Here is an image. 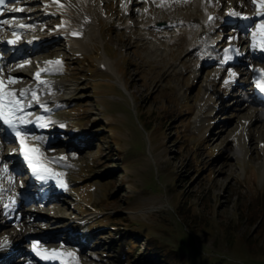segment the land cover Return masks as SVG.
<instances>
[{"label": "rangeland", "instance_id": "1", "mask_svg": "<svg viewBox=\"0 0 264 264\" xmlns=\"http://www.w3.org/2000/svg\"><path fill=\"white\" fill-rule=\"evenodd\" d=\"M44 1L13 0L9 7L23 10L3 17L0 35L53 31L58 20L39 13ZM92 5L95 29L83 52L67 40L83 54L60 39L30 63H16L21 73L6 74L13 90L26 87L39 61L46 65V84L33 97L50 110L40 125L49 142L43 158L69 186L57 197L32 187L19 198L24 172H3L5 194L18 204L8 212L9 196H0L9 220L0 226V249L7 241L22 250L14 264H38L37 252L75 255L67 264H135L152 257L155 243L179 255L174 264H264V106L254 102L255 87L264 86V33L252 47L264 17L255 18L252 0ZM203 8L219 22L208 32L213 59L202 56L205 28L192 32ZM243 14L250 18L244 27L222 26ZM231 48L236 64L223 66ZM101 58L113 75L99 70ZM11 151L0 146L7 167L16 163ZM42 236L56 238L45 244L36 239Z\"/></svg>", "mask_w": 264, "mask_h": 264}, {"label": "bare ground", "instance_id": "2", "mask_svg": "<svg viewBox=\"0 0 264 264\" xmlns=\"http://www.w3.org/2000/svg\"><path fill=\"white\" fill-rule=\"evenodd\" d=\"M92 2H93V0H59V1H56V2L52 3L51 4V9L61 13V19H62V22H63V26H62L61 30L59 32H57L56 35L53 36V38H55L56 36L62 37L63 39L66 40V42H69L67 40L70 39V42L73 45H75L77 47V49H80L83 52V48L85 46L84 44H86V42L89 40V38H91L93 36V29H95L94 21L92 20L93 19V13H92L93 12V5H92ZM203 10H204V19L202 20L201 23L196 24V25L193 26V31L192 32L194 34V33H197L198 31H201V29L203 30L205 28V30H204V39L202 41V43H203L202 44L203 45V47H202L203 48L202 49V51H203L202 54L203 55L202 56L204 58L205 55L208 54L207 58L208 59H213L212 58L213 51L208 46L210 43H213V41H212L211 36H210V34L208 32H209V30H214L215 25L219 24V22H218L217 19H216V21L213 20V19H209L208 11H206L205 8H203ZM7 11L8 10H5L3 13H6ZM260 17H264V16H260ZM227 18L229 20L230 18H232V16H228ZM222 26L223 27L231 26L230 29L236 28V26L230 25L229 23L228 24L224 23V24H222ZM194 28H195L196 31L194 30ZM152 31L155 32V33H160L162 31V28H153ZM79 34H81V37H82L81 39H71L70 38L72 35H79ZM47 39H49V38H47ZM47 39L42 40V42L43 41H47ZM84 39H88V40L86 41ZM77 40H83V42L82 41H77ZM240 40H241L242 43L243 42H246V43L248 42V39L246 37H244V36L240 37ZM61 42L62 41H60V43ZM222 42H224V41L222 40ZM72 44H71L72 49H74L76 51V53L78 52V54H83L81 51L76 50ZM200 46H201V44H200ZM50 48H52V46ZM27 49L28 48L25 47V46H22L20 48H15L13 56L12 57L8 56V57L5 58V59H11L13 61L11 64H8V65L5 66V71H4L5 73L10 74L12 76H16L18 73H21L20 71H18L13 66L16 63L23 62L25 60L29 61V62L31 61V54H29L30 51L27 50ZM238 57H239V55H238L237 51L235 49L231 48L230 50H227V51L224 52L223 57H222L223 64H224V61L225 62L228 61L229 62L228 67H231V66L236 64L234 61ZM98 64L99 65L102 64L105 67V72H107L110 75H113V70L110 67V63H108V61L106 59L101 58L98 61ZM257 77H258V75L255 77V81L257 80ZM259 84H261V82H259ZM27 91H32V94L39 92V90L37 88L33 89V90L29 89ZM35 101H37V99L31 98L30 100H27L26 103L29 106V105L32 104V102L34 103ZM32 106H34V105H32ZM32 106H31V108H32ZM214 114H213V117H214ZM3 140H6V138H4L1 135L0 136L1 143H2ZM3 146L6 149H9V148L12 149L13 148V145L11 146V144H4ZM9 146H11V147H9ZM69 147H72V143L69 144ZM2 157H4V156H2ZM21 158H22V156H21ZM35 165H39V162L37 160L35 161ZM16 166H17V164H16ZM17 168H19V167L17 166ZM11 170L14 171L15 170L14 167ZM16 171H17V173H19V169L16 170ZM0 175L3 176L4 173L2 171H0ZM51 180H52L53 183L57 182V180H55L53 178H51ZM4 185L7 186L5 183H4ZM20 190H21V195L24 196L25 189H20ZM55 197H57V196H55ZM11 207H12V205L9 206L8 209H11ZM0 218H1V215H0ZM3 221H1V223ZM4 222L6 223L7 221L5 220ZM25 238H27V237H24L23 239H25ZM33 238H35V237L33 236ZM54 238H56V237H54ZM54 238L52 236H42L41 238L40 237H36V239H41V241L43 243H45V244H47L45 241H52ZM31 240H33V239H31ZM67 244L71 245V241L68 242ZM10 249H12V251L9 253ZM2 252H5V254H3ZM21 252H22V250H20L17 247L14 248V246L10 242L3 243V246L0 249V257L2 258V260L0 261V264H14L17 261V258L16 259H14V258L17 257L18 255H20ZM42 256L47 257V258H45V259H47V264H52L54 261H56V262L60 261V263L67 264L69 262V260H70V256L69 255L60 256L59 254L52 253V252H50V254L49 253H43Z\"/></svg>", "mask_w": 264, "mask_h": 264}, {"label": "snow or ice", "instance_id": "3", "mask_svg": "<svg viewBox=\"0 0 264 264\" xmlns=\"http://www.w3.org/2000/svg\"><path fill=\"white\" fill-rule=\"evenodd\" d=\"M54 2H56V0H54ZM3 3H4V0H0V4H3ZM252 3L254 5H256V11L258 12V14L264 16V13L261 12V9L264 8V0H252ZM22 10L23 9H16V11H22ZM0 15H3V13H0ZM245 19H247V17H245ZM0 23H7V21H0ZM258 33H264V19H261L260 22L256 24V28L252 32V47H253L254 50L256 48V36H257ZM15 34H16V32L14 31L13 35H15ZM9 43H12V41H9ZM260 51L264 52V46H262L260 48ZM36 75L39 76V73H37ZM11 79L12 78L9 77V80H11ZM257 88L260 90V92L262 94H264V86H262L260 84H257ZM9 95H11V94H9ZM20 95L24 96L25 93L21 92ZM2 101H3V96L0 95V119H2L4 121V123L7 124L8 127L11 128L13 132H15V135H16L17 139L20 142V151L22 152V154H24L25 159H28V155L24 151V139L21 137V133L16 131V127H17L16 124L12 123L10 121V119L4 115V113L2 111V109L4 107ZM19 110L20 109H18L15 104L12 105V111L13 112H16V111H19ZM21 123H23V121H21ZM32 151H38V150L37 149H33ZM29 167L33 168V164H32L31 160H29ZM4 171L7 172V169L5 168ZM35 171H36V169L33 168V172L34 173H35ZM38 178L43 179L44 177H38ZM5 207H7V205H5ZM6 242L7 241H5V243ZM33 251L34 252L36 251V243L33 244ZM36 255L37 256H41L42 259L47 258V257L42 256L41 253H39V252H37Z\"/></svg>", "mask_w": 264, "mask_h": 264}, {"label": "trees", "instance_id": "4", "mask_svg": "<svg viewBox=\"0 0 264 264\" xmlns=\"http://www.w3.org/2000/svg\"><path fill=\"white\" fill-rule=\"evenodd\" d=\"M179 209H182V208H179ZM253 216L254 215H250L249 218ZM193 219L195 218L193 217ZM129 237H133V240H136L135 238L137 236L132 234V235H129ZM149 245L151 244L149 243ZM152 248L153 250L149 252V254L150 253L152 254V257H149V258H145V257L142 258V256L136 257L139 260H137V262L135 261V264H174L178 260L179 255L175 251L165 250L166 247H159L158 245H155V243H152Z\"/></svg>", "mask_w": 264, "mask_h": 264}]
</instances>
